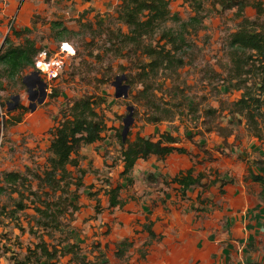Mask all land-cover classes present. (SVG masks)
<instances>
[{"label":"rangeland","instance_id":"374dc122","mask_svg":"<svg viewBox=\"0 0 264 264\" xmlns=\"http://www.w3.org/2000/svg\"><path fill=\"white\" fill-rule=\"evenodd\" d=\"M27 1L29 8L21 18L16 14V7L3 16L1 9H5L9 2L0 0L3 4L0 8V40L2 33H9L11 27L24 30L17 38L11 35L14 43L22 42L23 38L32 39L40 51L47 53V60L59 59L62 64L60 71L50 77L37 73L34 66L12 80L0 78V264L21 263L28 254L27 250L39 240L57 249L66 247L71 241L77 243L75 236L81 235V230L73 223L78 217L83 214L82 221H87L96 217V207L102 212L109 209L104 193L109 187L107 183L122 185L119 198H129L133 184L126 187L118 177L116 132L118 129L122 132L124 121H130L125 135L129 140L136 135L156 136L162 131L171 132L188 146L186 141L191 140L190 137L197 138L202 147L210 150L196 147L201 151V154L198 152L201 161L198 168L209 176H213L211 171L226 172L228 166L221 162L222 159L234 164L231 170L236 174L245 173L255 159H260L253 140L256 138L247 129L245 120L234 118L227 123L231 103L239 96L225 83L230 67L227 35L236 29L239 21L234 17L235 10H222L214 4L215 0H200L201 22L188 37L185 64L174 74L160 70L154 78L149 77L148 90L143 93L134 56L117 57L105 42L106 28H115L118 0H104L101 8L93 4L95 0H22V4ZM260 1L264 7V0ZM191 9L189 0H173L169 4V11L182 20L193 15ZM244 15L252 19L255 12L248 8ZM260 20L264 21V13ZM52 22L61 23L71 33H60L61 38L55 39L58 30H52ZM61 39L71 41L76 49L74 55L60 53ZM40 85H43L45 95L38 103ZM86 95L103 100L99 112L104 116V136L98 144L81 147L73 155L77 168L67 166L72 182L80 181V186L75 189L70 184L63 193L60 190L52 193L42 181L50 156L51 130L60 120L61 111L73 100ZM15 96H19L17 102L13 100ZM260 111L264 113L263 109ZM153 116L170 118L151 123L149 119ZM261 125L260 148L263 151L264 122ZM221 128L229 129L231 136L224 140L219 136L218 129ZM188 135L191 136L188 138ZM249 147L250 151L247 150ZM204 163L210 164L209 169ZM158 171L159 168L153 166L152 173ZM6 173L20 175L21 181L2 182ZM161 173L162 170L151 175ZM137 186L144 187L140 189L143 196L160 191L156 185L144 186L143 178ZM39 200L51 204L52 213L56 211L53 203H59L58 208L62 211L56 217L58 228H53L52 224L45 228L38 224L41 218L34 207H42ZM70 202L78 207L76 211ZM18 204L23 208L19 209ZM87 210H90L88 215ZM88 224L92 226V223ZM94 225L97 229L92 231L95 238H89L85 243L79 241L77 255L95 264H125L127 259L113 256L117 243L105 242L111 229L102 230L101 222ZM69 258L70 255L60 257L59 264H75L69 262Z\"/></svg>","mask_w":264,"mask_h":264},{"label":"trees","instance_id":"16d2710c","mask_svg":"<svg viewBox=\"0 0 264 264\" xmlns=\"http://www.w3.org/2000/svg\"><path fill=\"white\" fill-rule=\"evenodd\" d=\"M171 1L173 0H118L114 17L115 28L105 30V42L109 43L108 49L113 50L114 55L134 56L140 70L137 76L142 80L143 93L148 90L149 77L154 78L160 70L174 74L185 64L184 56L189 48L188 37L199 28L201 22L200 0H189L193 15L187 20H182L177 14L169 11ZM214 4L222 10H235L234 17L239 19L236 29L227 35L230 67L225 83L227 88L239 93L238 98L231 103L227 123L234 118H242L252 136L261 140L263 136L260 129L261 123L264 122V113L260 111L264 110V21L260 20V17L264 13L263 3L260 0H215ZM247 8L255 12L252 19L244 15ZM51 28L53 31L58 30L54 35L55 39L61 38L60 33H71L59 22H52ZM24 32L11 27L4 37L0 45V78L12 80L34 67V58L40 52L34 41L23 38L22 42L14 43L10 38L11 35L17 38ZM102 103L101 98L86 95L73 100L70 106L61 111L60 120L51 130L52 138L48 146L50 156L42 180L52 193L57 190L63 193L70 184L75 186V189L80 186V181L72 182L67 166L77 168L78 164L73 155H76L81 147L101 140V134L105 130L104 116L99 112ZM168 118L153 116L149 121L157 123ZM260 118L263 120H259ZM18 121L17 119L16 122ZM218 131L224 140L231 136L229 129L221 128ZM190 136L188 135V138ZM116 139L119 145L117 161L121 162L123 168L119 178L124 186L132 184L130 174L138 159L146 160L155 156L158 160H163L173 152L185 153L183 148L175 146L179 143L176 137L166 131L155 139L136 135L133 140H129L127 137L122 139L121 130L118 129ZM252 164L256 172L251 168L247 169V178L264 187V157L255 159ZM202 178V173L194 175V169L190 168L180 172L171 182L179 185L181 194H184L192 186L201 185ZM17 180L21 181V176L16 173H6L2 178V182L9 184ZM60 183H63L62 186ZM106 186H109L104 191L107 196V208L121 206L122 202L118 196L123 186H111L110 183ZM71 195L73 199L76 198L74 193ZM39 202L42 207H34V211L43 221L39 219L38 224L44 228L48 224L58 228L56 217L62 211L58 208L59 203H53L56 211L52 213L51 204L40 200ZM70 203L76 211L78 207ZM17 206L19 209L23 208L20 204ZM98 208H95V213H99ZM128 246L127 240L120 242L115 256H122ZM78 250L79 247L73 243H67L66 247L57 249L54 245L50 247L45 241L39 240L33 248L27 250L28 254L18 264H59V258L65 255H70L69 262L75 264H95L79 257Z\"/></svg>","mask_w":264,"mask_h":264},{"label":"crops","instance_id":"0c3cea01","mask_svg":"<svg viewBox=\"0 0 264 264\" xmlns=\"http://www.w3.org/2000/svg\"><path fill=\"white\" fill-rule=\"evenodd\" d=\"M103 1L95 0L93 4L101 8ZM8 2L5 9H1L3 16L16 7L17 16L22 18L30 4L27 1L23 5L22 0ZM2 5L0 3V8ZM7 33H2L0 45ZM162 132L151 138L155 139ZM176 139L179 143L175 146L183 148L185 153L173 152L163 160L155 156L138 159L130 174L133 189L128 194L129 198L121 200L118 196L121 206L109 208L111 211H100L89 221H82L85 215L79 216L80 219L78 217L73 225L81 230V235L75 236L77 243H71L80 248L79 241L85 243L89 238H95L92 233L97 230L94 224L101 222L102 230L111 229V234L105 236V242L117 243L113 248L114 258L127 259L125 264H264V187L247 178V169L256 172L253 162L245 173L236 174L231 170L234 164L222 159L221 162L228 166L226 172H217L219 175L211 171L213 176H209L198 168L201 151L196 147L210 150L202 147L193 136L191 140L186 138L189 146L179 137ZM253 140L257 144L259 158L264 157V149L262 151L260 148L262 140ZM262 144L264 147V141ZM247 150L250 151V147ZM118 163L119 177L123 168L121 162ZM204 164L209 169L210 164ZM153 166L163 173L151 175L158 173H152ZM190 168L194 169V175L203 174L201 185L192 186L181 194L180 186L171 180ZM142 178L144 186L156 185L160 191L143 196L140 189L144 187L137 186ZM89 213L90 210H87L86 215ZM88 223H92V226ZM89 234L93 235L92 238ZM72 238L74 240V235ZM124 240L129 242V246L122 256L117 257V245Z\"/></svg>","mask_w":264,"mask_h":264},{"label":"clouds","instance_id":"9594fccd","mask_svg":"<svg viewBox=\"0 0 264 264\" xmlns=\"http://www.w3.org/2000/svg\"><path fill=\"white\" fill-rule=\"evenodd\" d=\"M60 47L63 50H66L69 54H75V47L72 45L71 41H61L60 42ZM47 56V53L45 51H41L38 53V59H36L35 64L36 67L41 69L43 72L48 73L50 72L51 75H56L60 69H61V64L62 61L59 59L57 60H52L48 59L47 62H45V57Z\"/></svg>","mask_w":264,"mask_h":264},{"label":"water","instance_id":"95a60500","mask_svg":"<svg viewBox=\"0 0 264 264\" xmlns=\"http://www.w3.org/2000/svg\"><path fill=\"white\" fill-rule=\"evenodd\" d=\"M44 90H42V96H41V98L39 99V100H37L38 101V103H41L42 102V100H43V98H44ZM18 99H19V96H15V97H13V100L15 101V102H17L18 101ZM128 111H131V108H128ZM130 117V114L128 115V118ZM129 123H130V121H127V122H125L124 121V126H123V129H122V132H121V136H122V139H124V137H125V135H126V132H127V130H128V126H129Z\"/></svg>","mask_w":264,"mask_h":264},{"label":"built area","instance_id":"2783aa9c","mask_svg":"<svg viewBox=\"0 0 264 264\" xmlns=\"http://www.w3.org/2000/svg\"><path fill=\"white\" fill-rule=\"evenodd\" d=\"M58 50L60 51V53H63V54H69L66 50L61 49L60 45H59ZM40 52H41V51H40ZM40 52H39V53H40ZM38 58H39V57H38V54H37L36 57H35L34 59H38ZM44 59H45V62H47L46 57H45ZM52 60H54V58H53ZM34 66H35V68H36V70H37V71H36L37 73L41 72V73H43V74L48 75V77L53 76V75H51L50 72L45 73V72H43L41 69L37 68V67H36V64H35V61H34Z\"/></svg>","mask_w":264,"mask_h":264},{"label":"flooded vegetation","instance_id":"af4514ba","mask_svg":"<svg viewBox=\"0 0 264 264\" xmlns=\"http://www.w3.org/2000/svg\"><path fill=\"white\" fill-rule=\"evenodd\" d=\"M38 88H39L40 96H42L43 85L38 86ZM32 98L35 99V96H33Z\"/></svg>","mask_w":264,"mask_h":264}]
</instances>
